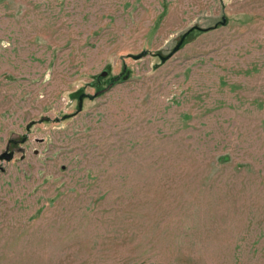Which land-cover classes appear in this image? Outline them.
Listing matches in <instances>:
<instances>
[{"label": "rangeland", "instance_id": "374dc122", "mask_svg": "<svg viewBox=\"0 0 264 264\" xmlns=\"http://www.w3.org/2000/svg\"><path fill=\"white\" fill-rule=\"evenodd\" d=\"M4 151L0 264H264V0H0Z\"/></svg>", "mask_w": 264, "mask_h": 264}, {"label": "water", "instance_id": "95a60500", "mask_svg": "<svg viewBox=\"0 0 264 264\" xmlns=\"http://www.w3.org/2000/svg\"><path fill=\"white\" fill-rule=\"evenodd\" d=\"M103 75H105L106 73L103 72ZM80 101H79V108H81L82 106V96H80ZM13 157V151H4L0 154V160H6L9 161L11 158ZM3 170V166H0V171Z\"/></svg>", "mask_w": 264, "mask_h": 264}, {"label": "trees", "instance_id": "16d2710c", "mask_svg": "<svg viewBox=\"0 0 264 264\" xmlns=\"http://www.w3.org/2000/svg\"><path fill=\"white\" fill-rule=\"evenodd\" d=\"M118 78L116 77L115 79H113V81L115 82Z\"/></svg>", "mask_w": 264, "mask_h": 264}]
</instances>
